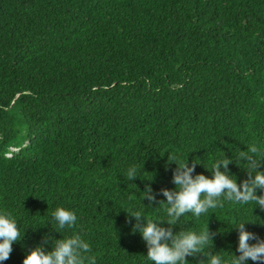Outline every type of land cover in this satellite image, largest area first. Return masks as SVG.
<instances>
[{
	"label": "trees",
	"instance_id": "1",
	"mask_svg": "<svg viewBox=\"0 0 264 264\" xmlns=\"http://www.w3.org/2000/svg\"><path fill=\"white\" fill-rule=\"evenodd\" d=\"M252 145L264 151V0H0V212L23 236L4 264L73 234L96 264H147L127 212L166 217L146 186L174 190L173 162L186 160L210 177L224 153L240 183ZM56 207L76 213L73 229L45 226ZM241 218L257 219L226 203L173 232L208 221L212 252L230 260ZM245 228L264 240V223Z\"/></svg>",
	"mask_w": 264,
	"mask_h": 264
},
{
	"label": "clouds",
	"instance_id": "2",
	"mask_svg": "<svg viewBox=\"0 0 264 264\" xmlns=\"http://www.w3.org/2000/svg\"><path fill=\"white\" fill-rule=\"evenodd\" d=\"M239 153L238 159L244 161L243 168L248 177L240 183H237V178L229 171V165L236 163V160L226 157L224 153L222 157L211 161L210 169L205 168L211 173L210 177L193 175L196 165L201 162L194 161L189 166L186 160L173 162L177 165L172 174L174 190L161 189L159 193H154L150 186H146L141 193L142 199L154 203L157 195L163 196L165 200L160 202V206H163L166 217L147 219L145 212L135 208H130L127 212L136 221L133 232H138L146 243L147 264H189L187 258L197 255L204 257L200 264H248L249 260L254 264H264V240L245 228L246 224L264 223L253 215L255 209L264 210V171L258 170L264 167V151L252 145ZM142 167L139 164L129 166L124 173L127 181L140 176ZM258 191L262 194L258 195ZM226 203L240 208L251 207V215L257 218L254 222L238 219L232 227L239 233L236 249L238 256L231 254L230 260H226L221 252H212L215 234L209 231L208 221L206 226L198 230L181 228L180 231L173 232L174 226L180 224L182 218L190 215L195 220H200L211 211L223 208ZM77 219L74 211L56 207L45 226L50 224L53 231L61 234L73 229ZM165 224L168 227H164ZM22 238L18 221L11 214L0 212V264L9 259L13 244L20 242ZM253 240L256 243L250 244L249 241ZM44 244H50L51 250H46L43 245L37 246L26 255L23 264H96L95 256L89 255L90 244L79 234L61 239L47 236Z\"/></svg>",
	"mask_w": 264,
	"mask_h": 264
}]
</instances>
